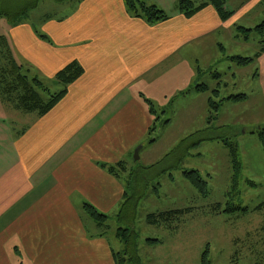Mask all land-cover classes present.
<instances>
[{"label": "crops", "instance_id": "0c3cea01", "mask_svg": "<svg viewBox=\"0 0 264 264\" xmlns=\"http://www.w3.org/2000/svg\"><path fill=\"white\" fill-rule=\"evenodd\" d=\"M73 1L61 16H32L38 2L17 25L0 18V37L18 65L43 80L73 61L83 69L44 116L3 106L0 264H115L104 236L89 234L85 219L92 220L83 211L88 203L111 215L123 202V181L98 164L133 167L141 146V165H152L144 151L154 143L148 142L155 116L147 101L159 114H171L206 69L225 57L234 64L224 42L249 41L236 26L254 0H230L233 15L225 22L206 7L190 19L177 9L156 25L130 17L122 0ZM251 65L264 107V52Z\"/></svg>", "mask_w": 264, "mask_h": 264}, {"label": "rangeland", "instance_id": "374dc122", "mask_svg": "<svg viewBox=\"0 0 264 264\" xmlns=\"http://www.w3.org/2000/svg\"><path fill=\"white\" fill-rule=\"evenodd\" d=\"M152 1L167 15L177 11L175 0ZM192 1L198 4L202 0ZM241 1L243 0H235V4ZM247 1L251 0L243 2ZM258 1L250 2V10L238 19L237 26L252 29L264 20V0ZM70 5L71 3L41 0L31 14L61 16L68 13ZM259 40L260 37L252 32L247 43L239 42L233 37L226 39L224 45L228 55L238 54L237 56L247 58L258 51ZM226 60L225 57L216 64L213 61V67L206 69L197 80L198 83L207 85L209 91L199 94L191 92L183 98H177V108L171 114H158L160 119L157 121V131L150 139H155L154 143L144 147L148 164H154V168L139 175L133 173V181L139 180L141 176L157 175L145 190V196L134 199L139 201L133 229L138 236L142 264H199L200 255L206 246L211 264H264V209L244 216H227L213 210L216 204L223 206L227 201L249 209L264 201V156L257 134L252 133L255 129L264 128V107L257 85L252 80L255 67H237ZM216 72L220 75L219 78L215 76ZM44 84L52 94L61 90L56 82ZM217 87L220 96L214 99L216 102L237 94H245L249 99L237 103L223 102L218 112L212 114L213 121L208 124L206 100L212 96L211 90ZM3 106L7 110H14L0 97V118L5 115ZM166 120L169 121L165 124L167 126H161ZM226 139L238 146L242 166L238 191L232 193L229 155L221 145L222 140ZM132 161L144 164L136 161L134 155ZM163 169L167 170L160 176ZM193 170L198 171L207 182L205 199L183 176V172ZM119 174L124 182L125 174ZM250 181L253 186L249 185ZM184 209H188V213L174 217L169 225L153 227L146 222L149 214ZM118 213L117 209L108 215L107 229L97 228L92 221L90 223L85 219L86 223L91 224L89 234L104 236L113 253H121L123 249L122 242L115 236L116 231L119 228H132L128 227V222L124 223L123 219L117 218ZM147 239H158L162 243L148 245Z\"/></svg>", "mask_w": 264, "mask_h": 264}, {"label": "trees", "instance_id": "16d2710c", "mask_svg": "<svg viewBox=\"0 0 264 264\" xmlns=\"http://www.w3.org/2000/svg\"><path fill=\"white\" fill-rule=\"evenodd\" d=\"M40 0H0V18L7 19L10 25H17L22 20L27 19L28 12L36 8L37 3ZM59 3H67L72 0H52ZM80 0L73 1L74 3ZM126 12L130 17L144 21L147 25H156L169 19V16L158 6L153 4L150 0H122ZM230 0H203L202 2L195 4L192 0H178L177 9L186 18L190 19L198 12L206 7H212L218 14L220 20L227 21L233 15V12L228 8V2ZM236 31L240 34V38L244 41L249 39V36L254 32L260 37L259 51L253 57L242 58L240 56L229 57L237 67H246L255 62V60L264 52V20L252 29H245L241 26H236ZM41 38L45 39V36ZM83 74L82 67L73 61L64 69L60 70L52 80H43L38 77V74L30 67L26 65H18L12 57L7 42L4 37H0V97L1 99L11 105L10 107L26 114H34L36 117H41L48 114L56 105L62 101L68 92V88ZM215 76L219 78V74L216 72ZM56 82L61 87L58 93L52 94L50 90L45 86L44 82ZM209 91L207 85L203 83H195L192 88L186 92H182V95L189 92L204 93ZM211 97H208L206 105L208 107V124L213 121L212 114H216L220 105L227 102H244L247 100V95L237 94L230 95L223 98L221 101L216 102L214 99H218L220 96L219 87L211 90ZM149 113L155 116L154 123L148 131V135H152L157 131L156 125L159 118L158 111L155 109L152 103L149 104ZM169 121H163L161 126H165ZM160 123V122H159ZM253 134H257L258 142L261 146V151L264 156V128L255 129ZM155 139L148 142L152 143ZM223 147L226 148L230 165H231V181L230 190L232 192L238 191L239 179L241 176L242 166L239 161L238 146L235 143L230 142L228 139L222 140ZM169 157V155H168ZM140 159V158H139ZM140 161V160H137ZM99 167L105 170L108 174L112 175L116 179H121L119 172L125 174L124 180V192L123 202L119 205V213L117 218L123 219L124 223L128 222L132 228H119L116 231V238L122 242L123 249L121 253L112 251V256L115 264H142L138 251L137 234L133 229V221L137 215L138 200L142 195L145 196V190L149 187V184L154 181L157 176L152 174L150 177L141 176L139 180L133 181V173L139 175L144 172L151 171L154 168L152 165H141V163L133 162V167H127L124 162H119L115 165L98 164ZM167 169L160 171V176L165 174ZM159 176V177H160ZM184 178L189 185L202 197L207 198V182L201 178L198 171H185L183 172ZM250 186H253V182H248ZM159 186V185H158ZM156 188H154L155 190ZM264 209V201L259 206L249 209L241 207L238 204L232 202H226L223 206L216 204L213 210L217 214H224L227 216L237 215L244 216L250 212H261ZM84 213L99 227H106L109 219L108 215L101 214L93 206L88 203L83 204ZM188 209L183 211H171L168 213L149 214L146 217V222L149 226L157 227L161 225H169L173 222V218L179 214H187ZM148 245H156L162 243L158 239H147ZM199 264H211L209 259L208 246L205 247L199 258Z\"/></svg>", "mask_w": 264, "mask_h": 264}, {"label": "water", "instance_id": "95a60500", "mask_svg": "<svg viewBox=\"0 0 264 264\" xmlns=\"http://www.w3.org/2000/svg\"><path fill=\"white\" fill-rule=\"evenodd\" d=\"M141 146H139V147H137L136 149H135V151H134V158H135V160L137 161V160H139V151L141 150Z\"/></svg>", "mask_w": 264, "mask_h": 264}]
</instances>
